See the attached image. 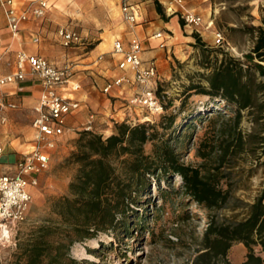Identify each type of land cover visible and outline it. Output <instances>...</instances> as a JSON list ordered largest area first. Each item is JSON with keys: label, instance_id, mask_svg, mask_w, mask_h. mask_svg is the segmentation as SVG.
Wrapping results in <instances>:
<instances>
[{"label": "rangeland", "instance_id": "obj_1", "mask_svg": "<svg viewBox=\"0 0 264 264\" xmlns=\"http://www.w3.org/2000/svg\"><path fill=\"white\" fill-rule=\"evenodd\" d=\"M50 2L52 8L54 4V12L44 18L42 25L47 27V41L59 47L60 64L71 62L75 69L78 60L100 39L123 30L117 0ZM157 2L158 0H150L154 10L158 8ZM160 6L161 9L156 11L157 19L168 20L163 6ZM188 7L202 15L205 20H213V27L224 36V45H205L210 38L202 37L190 28H184L178 17L181 27L178 36L172 39L171 36L162 34L164 41L168 40L167 46L162 49V55L155 57L159 59L157 93L164 101V110L158 115H149V120L145 121L158 130L160 140L170 142L176 147L180 161L197 165L200 162L196 150L198 143L204 138H213L216 143L220 139L221 131L225 130L222 128L229 113H223L211 126H206L211 113L205 111L211 108L212 102L218 103L219 99L190 89V86L207 85L206 75L222 59L234 58L244 61V55L251 50L258 35L252 27H264V0H188ZM149 20L150 18L146 21ZM62 26L73 28L80 39L70 46L62 45L56 36L57 29ZM201 31L206 35L209 30ZM170 34L173 35L172 31ZM196 37H199L204 46L196 41ZM146 39L147 37L144 41ZM248 73L253 78L257 77L256 80L262 79L253 69ZM112 93H104L89 108L90 113L95 116L93 132L101 135L103 139L115 131L116 122L125 121L131 125L144 122L138 119L145 113L138 108L127 109L124 100L112 96ZM101 99L107 104L110 103L105 112L100 110L103 106ZM115 100L118 101L116 109L113 108ZM219 106L222 108V105ZM118 110L121 112L116 115ZM200 112H204L206 117L190 123L192 126L184 131L186 137H178L177 142H174L175 139H169L172 130ZM215 113L216 111L212 114ZM168 116H173V121L170 127L165 128ZM241 125L247 127L245 119L241 121ZM82 126L80 123L76 124V127ZM80 130L82 129L66 131L61 136L50 158L48 169L40 176L38 186L32 190L33 199L27 219L18 224L10 242L0 243V264H23L26 250L42 237L50 244V254L55 253L52 244L55 245L57 239L59 222L51 209V201L54 197L70 195L69 183L75 174L76 165L69 156L76 148L75 140ZM143 148L146 154L151 153V141H147ZM249 160L243 159L242 162L248 165ZM114 162L117 164V159ZM142 180V185L138 186L133 182L134 185L127 189L124 203L119 207L122 212L117 213L119 222L122 216L125 217L128 224L127 233H122L119 224L116 232L98 231L91 238L76 241L67 250L63 248L60 264H69L71 258L75 259L77 264H191L192 255L186 245L182 244L189 241L191 234H198L205 228V217L196 210L194 203H189L183 195L175 193L176 182L180 181L179 175L166 171L146 174ZM246 184L250 185L254 193L262 188L264 166L257 168ZM166 187L170 193H165L162 198L161 190ZM237 194L246 196L243 191ZM236 246L239 245L233 247L234 253Z\"/></svg>", "mask_w": 264, "mask_h": 264}, {"label": "trees", "instance_id": "obj_2", "mask_svg": "<svg viewBox=\"0 0 264 264\" xmlns=\"http://www.w3.org/2000/svg\"><path fill=\"white\" fill-rule=\"evenodd\" d=\"M157 5L160 10V4ZM252 28L258 35L251 50L244 55L245 62L222 59L206 75L207 85L190 86L219 99L205 111L211 113L206 126H211L223 113H229L222 128L225 130L216 143L213 138H204L198 143L199 164L180 161L176 147L160 140L158 130L147 121L133 125L116 122L115 131L105 139L93 131L80 130L76 148L69 156L76 165L69 183L70 195L54 197L51 201V209L59 222L57 239L52 244L55 253L50 254V244L42 237L26 250L23 264H60L63 248L67 250L72 243L91 238L98 231L116 232L119 224L122 233H127L125 217L119 222L117 215L122 212L119 207L124 203L127 189L133 182L142 185L146 174L166 171L179 175L175 193L194 203L207 221L201 232L191 234L189 241L182 244L192 255L191 264H264L259 254L264 252V186L254 193L246 184L257 168L264 166V159L261 160L264 155V27ZM195 39L204 46L199 37ZM251 69L262 79L253 78L248 73ZM161 101L165 106L162 98ZM203 113L194 114L172 130L169 139L177 142L178 137H186L184 131L196 119L206 117ZM166 119L165 128H168L173 116ZM243 119L247 122L246 128L241 125ZM147 141L152 143L149 154L143 148ZM247 158L250 163L244 165L242 161ZM239 191L246 196L238 195ZM161 193L164 198L165 193H170L169 188H163ZM236 243H242L246 249L241 263H233L228 258L229 249ZM68 263L77 264V261L71 258Z\"/></svg>", "mask_w": 264, "mask_h": 264}, {"label": "built area", "instance_id": "obj_3", "mask_svg": "<svg viewBox=\"0 0 264 264\" xmlns=\"http://www.w3.org/2000/svg\"><path fill=\"white\" fill-rule=\"evenodd\" d=\"M168 15L177 14L185 26L201 35V30H209L212 35V45L222 47L224 36L213 27V20H205L202 15L187 6L186 0H158ZM4 8L7 26L15 34L20 26L30 18L44 19L50 10L48 0H28V3L18 9L15 0H0ZM120 13L124 20L134 23L137 20V5L131 0H120ZM60 43L70 46L80 39L79 34L69 27H59L56 31ZM151 37L161 39V31ZM39 40L38 35L33 41ZM141 40L132 39L125 46L120 40L113 44V52L121 55L117 67L122 73L107 82L102 91L109 93L112 88L118 89V95L123 96L127 109L138 108L145 113L138 120H149V115L163 112L164 106L157 93L158 67L153 58L144 60L141 57ZM28 65L30 74L40 81V95L34 108L31 120L33 128L32 146L15 162L14 168L2 171L0 168V243L10 242L18 224L27 219L33 199L32 190L38 186L40 176L48 169L50 158L61 136L75 128L67 125L66 117L74 115L81 109V101L74 96L81 89V84L73 79V63L66 62L56 65L42 55L30 54L23 49L15 53L16 70L0 75V87L7 83L23 79L24 65ZM132 88V92L124 96V87ZM6 107L15 108L14 103H6L4 94H0V116ZM4 121V117H2ZM95 116L89 113L82 130L93 131ZM2 148L0 146V154Z\"/></svg>", "mask_w": 264, "mask_h": 264}, {"label": "crops", "instance_id": "obj_4", "mask_svg": "<svg viewBox=\"0 0 264 264\" xmlns=\"http://www.w3.org/2000/svg\"><path fill=\"white\" fill-rule=\"evenodd\" d=\"M51 7L46 16L53 14L54 4L48 0ZM137 5V20L134 23H129L124 20L120 13V0L118 3V12L121 20L123 21V30L115 31L99 42L90 50L85 56H82L74 69L73 79L81 84V89L74 93V96L81 101V109L74 115L66 117L67 125L76 127L77 123L83 125L90 113L89 108L91 104L104 95L102 88L104 85L111 81L113 78L118 77L122 71L117 67V62L121 55L113 52V44L116 40H120L123 45H127L132 39L141 40L142 51L141 57L144 60L153 58L158 67L159 57L163 54L162 49L167 46L168 40L165 39L164 46H160L161 39L151 37L154 33L160 31L159 28H165L166 31H161L162 34L174 39L178 36V31L181 30L178 23V15L172 14L166 16L168 20L157 19V9H153L150 0H131ZM205 1V0H202ZM188 6V0H186ZM28 0H15V6L22 9ZM161 9V6H160ZM164 9V8H163ZM157 11V12H156ZM164 11V10H163ZM198 13V12H197ZM46 18V17H45ZM150 20L147 22L146 20ZM154 18V19H153ZM44 19L30 18L25 21L17 33H13L7 26V20L4 8L0 5V75L14 72L15 67V53L18 49H23L30 54H39L47 58L49 61L56 65H60L59 47L47 41V27L42 25ZM144 21H146L144 23ZM184 28H190L183 24ZM193 30L192 28H190ZM173 33L171 35L170 33ZM195 31V30H194ZM170 32V33H169ZM201 32L202 37L210 38L205 45L212 44V35L210 31L208 34ZM39 36L37 42L33 41L34 35ZM122 35V36H121ZM205 35V36H204ZM46 36V37H45ZM144 41V38H146ZM164 37V36H163ZM154 41V43H152ZM148 49V50H147ZM25 75L23 79L16 80L12 83H7L0 87V94H4L6 103H14L15 108L6 107L0 116V146L2 153L0 154V168L2 171H9L14 168L15 162L20 156L28 151L32 146L33 128L31 120L34 116V108L38 102L40 95V81L39 79L30 74L28 65H24ZM132 88L124 87V96L132 92ZM111 95L122 99L123 96L118 95V89L112 88ZM100 110L105 112L108 110L110 103L107 104L105 100L101 99ZM114 101V109L116 103ZM118 110L117 114H120ZM4 117V121L2 120ZM71 131V130H68ZM235 248L234 253V246ZM231 246L228 252V258L233 263H241L245 260L246 249L242 243H236ZM233 252V253H232ZM264 258V252L259 253Z\"/></svg>", "mask_w": 264, "mask_h": 264}]
</instances>
